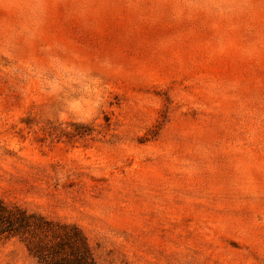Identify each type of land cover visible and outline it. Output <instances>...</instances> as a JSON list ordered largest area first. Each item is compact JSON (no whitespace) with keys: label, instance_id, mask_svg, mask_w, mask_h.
<instances>
[{"label":"rangeland","instance_id":"374dc122","mask_svg":"<svg viewBox=\"0 0 264 264\" xmlns=\"http://www.w3.org/2000/svg\"><path fill=\"white\" fill-rule=\"evenodd\" d=\"M0 203L99 264H264V0H0Z\"/></svg>","mask_w":264,"mask_h":264},{"label":"trees","instance_id":"16d2710c","mask_svg":"<svg viewBox=\"0 0 264 264\" xmlns=\"http://www.w3.org/2000/svg\"><path fill=\"white\" fill-rule=\"evenodd\" d=\"M14 236L37 264H99L76 225L0 203V238Z\"/></svg>","mask_w":264,"mask_h":264}]
</instances>
